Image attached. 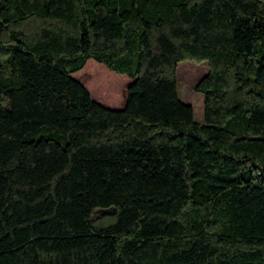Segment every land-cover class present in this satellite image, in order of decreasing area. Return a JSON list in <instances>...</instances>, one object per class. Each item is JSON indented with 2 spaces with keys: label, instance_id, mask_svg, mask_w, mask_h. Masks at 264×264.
<instances>
[{
  "label": "trees",
  "instance_id": "16d2710c",
  "mask_svg": "<svg viewBox=\"0 0 264 264\" xmlns=\"http://www.w3.org/2000/svg\"><path fill=\"white\" fill-rule=\"evenodd\" d=\"M0 264H264V0H0Z\"/></svg>",
  "mask_w": 264,
  "mask_h": 264
},
{
  "label": "rangeland",
  "instance_id": "374dc122",
  "mask_svg": "<svg viewBox=\"0 0 264 264\" xmlns=\"http://www.w3.org/2000/svg\"><path fill=\"white\" fill-rule=\"evenodd\" d=\"M105 71L106 69L95 63L88 62L86 67L75 74V77L83 82L89 88L96 83L94 71ZM208 63L207 61L195 62L191 60L180 61L177 64V88L179 98L187 104L192 105L194 111V118L198 122L203 121L204 114V97L203 93L194 90L195 84L207 73ZM108 74V73H107ZM114 79H120L118 76H112ZM129 83V79H123V81H118V84L109 86L107 88L109 91L108 98L116 99V96H120L121 105L124 102L126 95V86ZM118 94V95H117ZM100 211H98L99 213Z\"/></svg>",
  "mask_w": 264,
  "mask_h": 264
}]
</instances>
